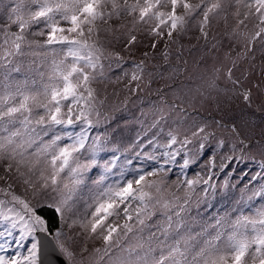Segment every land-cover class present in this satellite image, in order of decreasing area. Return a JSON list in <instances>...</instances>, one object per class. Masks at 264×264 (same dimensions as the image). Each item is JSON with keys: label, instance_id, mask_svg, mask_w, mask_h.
<instances>
[{"label": "snow or ice", "instance_id": "snow-or-ice-1", "mask_svg": "<svg viewBox=\"0 0 264 264\" xmlns=\"http://www.w3.org/2000/svg\"><path fill=\"white\" fill-rule=\"evenodd\" d=\"M0 264H264V0H0Z\"/></svg>", "mask_w": 264, "mask_h": 264}, {"label": "rangeland", "instance_id": "rangeland-1", "mask_svg": "<svg viewBox=\"0 0 264 264\" xmlns=\"http://www.w3.org/2000/svg\"><path fill=\"white\" fill-rule=\"evenodd\" d=\"M196 36V32L195 30H193V32L191 33V38L189 37H185L183 40V43L187 46V45H195L197 44V41L195 39ZM145 43H147V39L145 38ZM200 43H203L202 41ZM163 47V42L161 41L160 43L157 44V48H156V52H157V56L155 57L154 62L156 64H158L160 66V73L161 75H163L168 69H167V65L164 64L162 56L159 54L160 50ZM117 50L120 49V46L117 45L116 46ZM150 51V49L148 48H144L143 45H139L137 49L134 50L133 55L135 56L136 59H140V55L139 52L140 51ZM125 55H128L127 53H125ZM199 55L198 52L188 49L186 47V50L184 52V57L188 59L189 62V66L191 67L192 65V61L195 57H197ZM170 62L175 63V53H173V56L170 57ZM131 64L132 61L131 59H129L128 61H126V63L124 64V67L131 69ZM166 80L163 79H159V78H154V82L151 86L150 89H144L141 92H136L133 93L132 95L129 96V104H128V110L127 111H117L114 115L118 116V117H123L124 119H131L132 115H137L139 112V102L137 100V97H143L144 98V106L147 107L148 103L150 102V100L155 99L156 98V94H155V89L158 87V85L166 83ZM128 95V93L126 92H121L120 93V99L123 98V96ZM110 102H115L116 98L112 97L110 95L109 97ZM242 110L245 111H254L253 110H246L244 109V104L242 102V100H236L232 102V107L229 109V112L234 113V114H239ZM207 111H211L213 112V114H215V108L214 106H209L207 108ZM257 120H259L261 114L259 112L255 113ZM121 126H123L122 121H121ZM102 130V129H101ZM217 162H219V160H217ZM201 163H203V161H201ZM249 162H243V163H238V162H234L233 164H231L229 167L230 168H235L236 172L235 174L232 176L233 181H236L237 177L242 176L243 171L247 170V175L243 176V179L240 181V183L245 182L249 176L251 175V172L255 170L254 167L252 168H247L246 169V164ZM196 171H200V168L198 165H193L191 166V169L189 170V176L193 175L194 172ZM179 169H173V175L171 176V179H175V174H178ZM220 179H223V177L221 176ZM19 191V187L17 189Z\"/></svg>", "mask_w": 264, "mask_h": 264}, {"label": "trees", "instance_id": "trees-1", "mask_svg": "<svg viewBox=\"0 0 264 264\" xmlns=\"http://www.w3.org/2000/svg\"><path fill=\"white\" fill-rule=\"evenodd\" d=\"M44 214L47 215L53 221L56 220V214L54 213V210H52L50 208H45L44 209Z\"/></svg>", "mask_w": 264, "mask_h": 264}]
</instances>
